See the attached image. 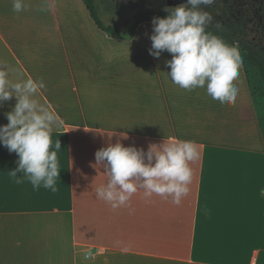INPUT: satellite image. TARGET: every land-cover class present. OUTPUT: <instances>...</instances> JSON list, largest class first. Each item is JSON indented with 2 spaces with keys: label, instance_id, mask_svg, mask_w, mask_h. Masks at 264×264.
Listing matches in <instances>:
<instances>
[{
  "label": "crops",
  "instance_id": "obj_1",
  "mask_svg": "<svg viewBox=\"0 0 264 264\" xmlns=\"http://www.w3.org/2000/svg\"><path fill=\"white\" fill-rule=\"evenodd\" d=\"M24 2L0 0V67L10 84L42 83L32 98L59 122L61 173L55 193L17 183L19 158L0 144V264H264V119L242 50L236 101L221 104L172 82L171 54L149 53L152 21L127 40L85 0ZM16 103L0 105V126ZM164 141L199 151L179 205L142 189L117 209L97 198L109 180L97 150Z\"/></svg>",
  "mask_w": 264,
  "mask_h": 264
},
{
  "label": "clouds",
  "instance_id": "obj_2",
  "mask_svg": "<svg viewBox=\"0 0 264 264\" xmlns=\"http://www.w3.org/2000/svg\"><path fill=\"white\" fill-rule=\"evenodd\" d=\"M214 2L186 0L166 8V17H154L149 53L157 58L165 51L171 54L172 59L166 62L171 69L168 75L180 88L188 91L204 88L213 100L233 105L242 61L237 48L206 31L212 17L201 5ZM26 7L24 0H12L14 12ZM42 86L32 79L10 84L7 68L0 67V105L13 97L17 100L7 113L9 123L0 126V144L19 158L17 169L11 172L17 183L26 179L34 190L42 186L55 193L61 173L58 160L61 141L53 143L51 133L52 126L59 122L32 98ZM198 158V148L191 141L150 144L147 152L120 142L110 143L95 153V165H101L109 177L106 185L96 189L97 198L117 209L127 205L142 189L145 197L153 194L171 197L179 205L192 181L189 163ZM18 172L23 173L22 177H18Z\"/></svg>",
  "mask_w": 264,
  "mask_h": 264
},
{
  "label": "trees",
  "instance_id": "obj_3",
  "mask_svg": "<svg viewBox=\"0 0 264 264\" xmlns=\"http://www.w3.org/2000/svg\"><path fill=\"white\" fill-rule=\"evenodd\" d=\"M244 1L252 3V5L255 3L259 10L255 13L258 14V18L260 17L264 21V0H227L225 4V12L222 14V20H218L217 22L211 21L206 26V31L219 37L230 47L238 48L239 46L237 44L240 43L243 58L245 57L243 51H245L248 53L249 57L255 61L264 76V53L259 51L258 45H254L238 35V33L241 32V14L243 12L241 5ZM85 2L100 29L110 36L120 37L127 40L135 35L139 24L142 22H150L154 17H166L168 15V12H166L165 9L135 11L126 27L120 28L114 23L106 24L103 21L98 0H85ZM104 9L110 11L109 6H105ZM123 13V11H120V16L123 15ZM225 16H229V18L232 19L233 22L230 26L225 25Z\"/></svg>",
  "mask_w": 264,
  "mask_h": 264
},
{
  "label": "rangeland",
  "instance_id": "obj_4",
  "mask_svg": "<svg viewBox=\"0 0 264 264\" xmlns=\"http://www.w3.org/2000/svg\"><path fill=\"white\" fill-rule=\"evenodd\" d=\"M98 2L100 3V11H101V17L103 19V21L106 24H110V23H114L116 24L118 27L120 28H124L126 27V25L130 22L131 17L132 16H128L125 12L123 13V15H121L120 17H118L115 14L110 13L109 11H106L102 5L101 0H98ZM147 3L151 6H159V7H164L165 4L163 2V0H147ZM225 4H226V0H215V2L211 5H201V8L204 11H207L208 13H210L212 19L211 21H218V20H222V14L225 12ZM246 21H247V31H246V37L244 36V34H240V32L238 33V35L241 38L246 39L247 41H252L255 37L258 36V39L263 40L264 41V36H262L259 33V30L257 28L259 21H258V14H255V10L253 9H247L246 10ZM244 11L241 14V17L244 18L243 15ZM225 25H231L232 24V19L225 16ZM240 48V47H239ZM241 49V48H240ZM244 53V58L246 61V65H247V69L249 71V74L251 75V84H252V88H253V92L255 94V98L257 101V104L261 110V113L263 114V119H264V76L260 70V68L258 67V65L255 63L254 60H252L248 53L243 51Z\"/></svg>",
  "mask_w": 264,
  "mask_h": 264
},
{
  "label": "flooded vegetation",
  "instance_id": "obj_5",
  "mask_svg": "<svg viewBox=\"0 0 264 264\" xmlns=\"http://www.w3.org/2000/svg\"><path fill=\"white\" fill-rule=\"evenodd\" d=\"M227 1V0H226ZM257 1V0H255ZM103 7L109 6L110 7V13L117 15L120 17V11L125 12L128 16H132L135 11H141V10H159V9H166V8H172L176 7L178 5H181L186 2V0H163L165 6L159 7V6H151L147 3V0H101ZM174 3V5H169V3ZM256 11H259L255 5V3H249L247 1H244L241 5L242 11H244V18H242L241 22V32L240 34H244L246 37V31H247V21H246V10L247 9H253ZM256 14V13H255ZM259 24L257 26L259 33L264 36V21L262 18H258ZM244 39V38H242ZM246 40V39H244ZM253 43L254 45L259 46V51L264 53V41L258 39V36L255 37L252 41H249Z\"/></svg>",
  "mask_w": 264,
  "mask_h": 264
},
{
  "label": "built area",
  "instance_id": "obj_6",
  "mask_svg": "<svg viewBox=\"0 0 264 264\" xmlns=\"http://www.w3.org/2000/svg\"><path fill=\"white\" fill-rule=\"evenodd\" d=\"M105 254V250L104 249H99L98 250V255L103 256Z\"/></svg>",
  "mask_w": 264,
  "mask_h": 264
},
{
  "label": "water",
  "instance_id": "obj_7",
  "mask_svg": "<svg viewBox=\"0 0 264 264\" xmlns=\"http://www.w3.org/2000/svg\"><path fill=\"white\" fill-rule=\"evenodd\" d=\"M169 5H174V3L170 2ZM237 45L240 47V43H238Z\"/></svg>",
  "mask_w": 264,
  "mask_h": 264
}]
</instances>
